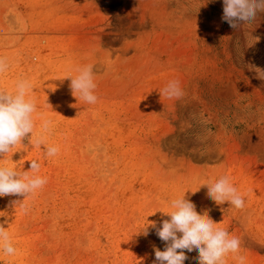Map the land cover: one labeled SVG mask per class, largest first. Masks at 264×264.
<instances>
[{
	"label": "rangeland",
	"instance_id": "1",
	"mask_svg": "<svg viewBox=\"0 0 264 264\" xmlns=\"http://www.w3.org/2000/svg\"><path fill=\"white\" fill-rule=\"evenodd\" d=\"M222 16L223 0H0V57L10 64L0 89L31 82L33 141L50 120L44 135L60 150L46 157L29 134L0 156L23 171L38 160L48 179L35 194L0 197L17 249L0 251V264H154L165 242L154 228L140 232L169 219L162 212L185 192L240 239L246 264H264V80L255 71L264 70V13L238 29ZM85 64L93 105L65 78ZM171 80L178 99L161 94ZM225 175L244 209L215 204L201 186ZM186 255L198 264L196 250Z\"/></svg>",
	"mask_w": 264,
	"mask_h": 264
},
{
	"label": "clouds",
	"instance_id": "2",
	"mask_svg": "<svg viewBox=\"0 0 264 264\" xmlns=\"http://www.w3.org/2000/svg\"><path fill=\"white\" fill-rule=\"evenodd\" d=\"M261 13H264V0H223L222 20L233 29L254 22ZM9 67L7 59L0 57V75H3ZM255 71L257 77L264 80V70L256 68ZM65 78H70L72 95L78 101L88 105L98 102L97 83L92 64L82 65L77 69L75 76L69 75ZM31 90L32 84L28 79L18 80L14 92L0 89V156L5 157L14 147L22 145L23 139L29 134L32 145L34 143L36 146H45L46 157H55L60 151L57 146L48 145L44 135L51 129L50 120L41 122V134L33 141L37 128L34 120L37 104L30 96ZM161 94L169 99H178L183 95V90L179 81L171 80L161 90ZM40 167V162L35 159L30 161V170L27 171L0 166V197H27L42 190L48 179L37 174ZM201 186L207 187V196L215 204L224 205L227 202L230 207L237 210L245 208L244 196L227 175ZM199 189L191 192L195 193ZM185 193L170 201V210L162 212L169 219L163 220L161 226L157 227L155 222H150L140 232L147 236L149 227L154 228L159 239L165 242L164 250L154 248V264H184L189 258L186 251L190 253L194 250L198 252L196 257L198 264H225V258L230 254L235 264H246L247 257L240 254V239L230 235L226 229L218 227V223L210 218L208 211L198 213L196 205L186 198ZM14 203L21 202L14 201ZM24 207L27 211L26 206ZM0 251L9 256L15 255L17 251L13 246L12 237L3 224H0Z\"/></svg>",
	"mask_w": 264,
	"mask_h": 264
}]
</instances>
